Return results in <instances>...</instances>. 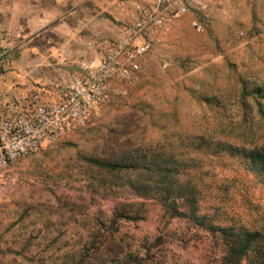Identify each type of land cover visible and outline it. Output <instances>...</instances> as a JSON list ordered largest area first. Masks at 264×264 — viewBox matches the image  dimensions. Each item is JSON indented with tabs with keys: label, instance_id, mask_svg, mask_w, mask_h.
<instances>
[{
	"label": "rangeland",
	"instance_id": "1",
	"mask_svg": "<svg viewBox=\"0 0 264 264\" xmlns=\"http://www.w3.org/2000/svg\"><path fill=\"white\" fill-rule=\"evenodd\" d=\"M102 1L61 0L66 19L39 29L41 0H0V84L32 83V96L97 62L99 44L133 20L101 12ZM137 2L153 11L168 0ZM188 2L87 125L1 172L0 264H232L229 239L264 233V171L251 156L264 152V0ZM136 150L162 153L178 184L195 187L194 216L179 186L184 215L156 198L160 186L133 190L139 172L96 163ZM259 247L240 264L261 261Z\"/></svg>",
	"mask_w": 264,
	"mask_h": 264
},
{
	"label": "built area",
	"instance_id": "2",
	"mask_svg": "<svg viewBox=\"0 0 264 264\" xmlns=\"http://www.w3.org/2000/svg\"><path fill=\"white\" fill-rule=\"evenodd\" d=\"M193 2V0H191ZM188 0H168L165 9L139 4L135 15L114 44H99V60H83L55 83L32 96L0 102V175L19 158L56 144L84 127L113 100L115 83L134 79L139 58L152 48V34L172 16L188 12ZM199 30L202 26L194 23Z\"/></svg>",
	"mask_w": 264,
	"mask_h": 264
},
{
	"label": "trees",
	"instance_id": "3",
	"mask_svg": "<svg viewBox=\"0 0 264 264\" xmlns=\"http://www.w3.org/2000/svg\"><path fill=\"white\" fill-rule=\"evenodd\" d=\"M129 152L126 161L118 160H96L97 165L108 174H117L120 171L139 172L136 179H130L129 186L140 194H150L154 186H160L162 191L156 193V198L168 207L175 208L176 199H173L176 186H179L175 198L183 199L191 209L194 216L198 208L197 190L188 184H178V180L172 176V169L168 167L170 159L162 153L151 154L150 157L142 152ZM251 151L255 167L264 171V152ZM136 155H139L137 158ZM175 213L184 215L175 208ZM230 247V261L232 264H240L242 258L248 254L252 246L259 244V258L257 264H264V233L257 230H242L228 241ZM255 264V263H253Z\"/></svg>",
	"mask_w": 264,
	"mask_h": 264
},
{
	"label": "crops",
	"instance_id": "4",
	"mask_svg": "<svg viewBox=\"0 0 264 264\" xmlns=\"http://www.w3.org/2000/svg\"><path fill=\"white\" fill-rule=\"evenodd\" d=\"M43 1L45 0H41V3L39 4V8H37L38 13H39L38 17L41 22L40 23L41 26L38 27L39 29L40 28L42 29L43 27L45 28L49 27L50 25L54 26L53 24L54 21L60 20L62 17L66 19L65 14L61 15V11H60L61 0H52V5L50 9L42 6ZM137 3H138L137 0H129V1L104 0L99 3V7L101 8V12L109 14L116 20H124V19L132 20L135 15ZM32 24L33 22L30 23L31 27H32ZM107 30L108 29L105 30L106 32L104 35L108 36L110 32H108ZM93 53H92L93 54L92 57L91 55L90 56L86 55V57L90 59L93 58L94 55L95 57H97L96 52H93ZM16 83L17 81L15 83L6 81L0 84V102L8 101L16 97L19 98V97H24L26 95L28 96L27 92H30L32 88L34 87L32 83H30L29 85H26V87L24 84L21 86H18Z\"/></svg>",
	"mask_w": 264,
	"mask_h": 264
}]
</instances>
